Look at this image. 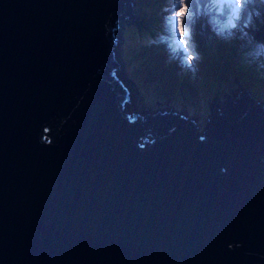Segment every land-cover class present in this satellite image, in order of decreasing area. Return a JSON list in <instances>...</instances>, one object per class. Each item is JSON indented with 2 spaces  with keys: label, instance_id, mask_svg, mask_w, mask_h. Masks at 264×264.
Returning a JSON list of instances; mask_svg holds the SVG:
<instances>
[{
  "label": "water",
  "instance_id": "1",
  "mask_svg": "<svg viewBox=\"0 0 264 264\" xmlns=\"http://www.w3.org/2000/svg\"><path fill=\"white\" fill-rule=\"evenodd\" d=\"M128 0H0V264H264V111H133Z\"/></svg>",
  "mask_w": 264,
  "mask_h": 264
},
{
  "label": "rangeland",
  "instance_id": "2",
  "mask_svg": "<svg viewBox=\"0 0 264 264\" xmlns=\"http://www.w3.org/2000/svg\"><path fill=\"white\" fill-rule=\"evenodd\" d=\"M157 0H136L138 5H142V3L146 4H152L153 2H156ZM208 0H205V3L203 7L207 4ZM136 4V5H137ZM249 3H246V7H244L245 12H248L246 16H243L244 18L249 17V13L251 18H254L253 11L254 8H251ZM181 5H183L181 1ZM145 8V7H144ZM220 11V9H219ZM159 12V10H158ZM209 12V13H207ZM207 17L203 19H193L191 17V14L186 12L185 15L188 18L186 21L187 24H190L192 27L191 29L184 24L182 25V29L185 32L186 39V45L189 54L194 56L191 60H189L187 63L186 57L188 55L185 54V47L184 46H178L177 49L172 48L171 52L176 51V53H172V57H167L163 55V51H157L155 50L151 45H146V56L144 59V64L141 66L140 74L136 72V67L133 64L132 60V54H133V47L131 46L130 42L126 39H129L132 35H129V26L124 25V27L116 32V35L118 36L120 42H119V48L116 46V49L119 55V58L121 59L120 66L123 68L124 76L126 79L133 82L138 89L140 87H145L146 83L152 84V85H160L163 86V77L166 74L167 71H174L179 74V76L186 82V78L189 77L190 72L193 70L194 76L196 78L204 77L205 76V63L206 61H209L206 57V54L203 53L205 51L203 48L200 50V47H202L201 43H204L205 47H212L214 46V41L216 39H219L220 36L225 32V28L223 26V23L218 19V15L220 16L219 12L215 11V7L211 8V11H207ZM171 13H168L170 15ZM203 15V14H202ZM201 15V16H202ZM149 21V20H148ZM159 24L162 26V29H165L166 23L159 19ZM170 27V26H169ZM252 28H254L252 26ZM170 29H172L170 27ZM176 30V27L174 28ZM204 30H207L208 32H205ZM148 32V30H145ZM144 32V30H143ZM142 31H139V39L140 41L146 40V36L143 34ZM260 38H264V27L259 30ZM209 35H208V34ZM125 35V38H124ZM176 35V33H174ZM185 44V43H184ZM258 45L256 44V41L251 40L250 44H248L249 50H255L257 49ZM167 50V49H166ZM168 52V50H167ZM170 52V53H171ZM174 55V56H173ZM254 56L252 59L250 57L245 58L242 60L243 68L253 73V80L254 82H251L252 84H261L260 77H259V71H258V65L260 62V57L258 53H256V50L249 55ZM149 61L153 64V70L148 71V64ZM215 62L219 61V58H216L214 60ZM194 63L197 68L195 69L193 64ZM219 63V62H218ZM188 64H191V67L188 66ZM204 65V68L202 66ZM219 66L215 65L213 67V70H218ZM261 68L264 69L263 66ZM201 74V75H200ZM226 74V73H225ZM227 75V74H226ZM132 76V77H131ZM221 76L224 78L223 83L219 87L217 84V88L220 91L221 96L225 94V90L227 88V81L225 80V76L221 74ZM228 76V75H227ZM243 81V82H242ZM242 81H239L238 85L235 86L234 90L237 91L242 89V86H244L247 90L251 92L253 96H260L262 93V90L260 91V88L257 86H253L249 84L247 79H243ZM246 82H248L246 84ZM194 87V86H193ZM192 86H189V89H186L184 91L185 96H180L177 99L171 98L166 100L169 104H177L181 105L185 108H188L190 110H202L204 109L207 104V99L204 97L203 100L201 98H195L197 102H191V99L194 98V96H190L191 93L194 91V88ZM261 87L264 88V82H262ZM214 88V87H213ZM213 88H210V90H213ZM134 94V102L131 103L129 106L130 108H141L145 107L142 106L143 101L145 98H147L146 94L143 93L140 89V92H133ZM244 94V93H242ZM253 100L258 101L254 97H250ZM133 99V98H132ZM160 103H162L164 100H159ZM164 102V103H165ZM257 104L259 102H256ZM260 103H262L260 101ZM263 104V103H262ZM160 105V104H159ZM158 107L157 105L151 106L149 108Z\"/></svg>",
  "mask_w": 264,
  "mask_h": 264
},
{
  "label": "trees",
  "instance_id": "3",
  "mask_svg": "<svg viewBox=\"0 0 264 264\" xmlns=\"http://www.w3.org/2000/svg\"><path fill=\"white\" fill-rule=\"evenodd\" d=\"M165 1H169V0H157L152 4L142 3V5H138L137 7L138 16L146 20V18L148 17L147 15H149V17L153 20L154 23L156 21L158 10L165 3ZM180 1H182L183 3L182 8L184 9V11L190 13L193 19L196 20L207 17V13L209 12H207L206 8L203 7L205 0H180ZM237 1L240 3V5H243V8L246 5V1H249L248 5L251 8H254V10H252L254 14V18H251L249 13V17L246 18L245 20L241 18L238 20L239 23L238 27L234 28L232 31H228L227 20H225L224 19L225 17H223L224 14L223 15L220 14V16L219 15L217 16L218 19L223 23L225 32L220 36L219 39L213 40L214 46L208 48L205 47L204 43H201L202 47H200V50H202V48L205 50L203 51V53L206 54V57L209 60L206 61L205 63L206 83L209 84L208 85L209 88L214 87L213 94L211 95H215L218 90L216 87L217 84L220 87L224 81V78L221 76V74L225 76L227 85L232 84L235 81V79H238L239 81H242L243 79H247L249 84L259 87L260 91L262 90V93L259 97L264 98V88L261 87L262 83L252 84L251 82H254L252 81L253 73L246 71L242 65V60H244L247 57H250L249 55L255 51V50L250 51L249 48H247L251 40L256 41V44L258 45L257 47L263 50V51L258 50L259 53L261 55H264V38H260V37L253 38L254 30H256L259 24L264 21V0H237ZM223 8L225 11L227 10L226 6H223ZM144 24L149 29L147 23H142L141 25L143 26ZM133 26L135 25H131L130 27ZM252 26L254 27V29L252 28ZM167 29H170V27L168 26ZM204 31L208 32L207 30ZM154 49L157 51H162V49L160 50L158 48H154ZM145 56L146 54L144 53L142 54V52H139L132 56V60L134 62L133 64L135 65L136 72L138 74L141 73L140 70H141V66L144 64ZM253 57L254 56H251L250 58L252 59ZM216 58H219L218 61L219 63L214 61ZM215 65L219 66L218 70H213V67ZM202 68H204V65L202 66ZM169 77L171 78V80L169 79ZM164 78L165 80H163V86L160 85L159 86L163 89H167L170 91H171V87H173L176 90L175 92L179 97L185 95L182 91V88L184 86H192V87L194 86L193 88L194 89L196 88V84L193 83H190L189 85L186 84L182 78L175 77L173 72H171V76H169V74L166 73V76H164ZM193 79L196 81L195 76H193ZM248 82H246V84ZM146 86L149 88L151 84L146 83ZM206 89L208 88L206 87ZM229 93L232 94L231 92Z\"/></svg>",
  "mask_w": 264,
  "mask_h": 264
},
{
  "label": "clouds",
  "instance_id": "4",
  "mask_svg": "<svg viewBox=\"0 0 264 264\" xmlns=\"http://www.w3.org/2000/svg\"><path fill=\"white\" fill-rule=\"evenodd\" d=\"M208 4H209V0H208L207 4L204 7V8H206V11H209L212 8ZM137 7H138V4L136 5V9L132 12L133 13V18L131 19V22L129 23L130 24L129 27L131 25H135L133 27H130L129 31H128L129 35H132V36L129 39H126L125 35H124V38L126 40H128L130 42L131 46L133 47L132 56L134 54L139 53V52H142V54L143 53L146 54V45H151L153 48H158L159 50L162 49L164 56L172 57V52L170 53V51L168 49V47H169V43H168L169 37L166 36V33L164 32V29L162 30V26L159 24V19L161 17L157 14L156 21L153 23V20L149 17V15H147L148 17L146 18V21H145L144 18H140L138 16V8ZM178 9H180V11H181L182 25L184 24L185 26H187V27H189L191 29L192 27L190 26V24H187L186 21H185V20L188 19L186 17V15H185L186 12L182 11L181 8H178ZM243 13H244V16H246L247 13L245 12L243 6H241L240 10H239V8H234L231 13H228L229 20L226 19L227 20V29H228V31H232L234 28L238 27V25H239L238 20L240 18L245 20V18L243 16ZM142 23H147L148 26H149V29L145 26V24L142 26L141 25ZM136 25H139V26H136ZM262 27H264V21L259 24V26L256 28V30H254L253 38L259 37V34H260L259 30H261ZM143 30H144V32H143ZM145 30H148V32H146ZM139 31L143 32V34L147 38L146 40L140 41V39H139ZM118 42H120L119 38H118V40L116 41L115 44H117ZM166 49L168 50V52H167ZM255 50H256V53H258V55L260 57V62H259V65H258V71H259L260 82L262 83V82H264V69L261 68V66L264 67V55H261L259 53L258 50H262L259 47L257 49H255ZM117 52H119V51H117V49H116V53ZM118 62H119V64H121V59L120 58L118 59ZM192 64H193L194 68L196 69L197 66L194 63H192ZM148 70L149 71L153 70V64L150 61H149V64H148ZM205 71H206V69H205ZM171 72L174 73L175 77L181 78L179 76V74L174 72V71H167L166 73H168L169 76H171ZM164 76H166V74ZM193 76H194V72L192 70L190 72V74H189V77L186 78V82L185 83L188 84V85L190 83L196 84V88L194 89V91H195L194 98H201L203 100V98L205 97L207 99V104H208V102H210L211 100L221 96L219 90H217L215 95H211V94H213V90H210V88L208 87L209 84L206 83V72H205V76L204 77L201 76L199 78H196V81L193 79ZM124 79H125L126 86L130 87L131 89H138L133 82H131L130 80L126 79L125 77H124ZM163 79L165 80L164 77H163ZM238 83H239V80L235 79V81L232 84L227 85V88H226L225 92H227V93H228V91L229 92H233L235 86L238 85ZM205 86L208 89H206ZM140 89L147 96V98L142 100L143 101L142 106H145V107L130 108L133 111L149 108L150 105L151 106L157 105L158 107L159 106H165V105H172V104H169L168 101L167 102H165V101L168 100V99H171V98H178V95L175 92L176 90L173 87H171V91H170V90L161 88L159 85H152L151 84V86L149 88L145 85V87H140ZM242 89L250 92L244 86H242ZM138 92H140V90ZM191 94H193V92ZM249 97H254L255 99L264 100V98H260L258 96L255 97L253 95H250ZM162 99L164 101L162 103H160L159 100H162ZM133 102H134V94L132 92L130 97L128 98L129 106ZM194 102H197V101L194 100Z\"/></svg>",
  "mask_w": 264,
  "mask_h": 264
},
{
  "label": "bare ground",
  "instance_id": "5",
  "mask_svg": "<svg viewBox=\"0 0 264 264\" xmlns=\"http://www.w3.org/2000/svg\"><path fill=\"white\" fill-rule=\"evenodd\" d=\"M137 3V2H136ZM130 8H131V10H133L134 11V8L132 7V6H130ZM116 46H118V48H119V42L116 44ZM117 57H118V59H119V55H118V52H117ZM122 71H123V68H122ZM123 75H124V72H123ZM125 77V76H124ZM247 93H248V95H252L250 92H248L247 91Z\"/></svg>",
  "mask_w": 264,
  "mask_h": 264
},
{
  "label": "snow or ice",
  "instance_id": "6",
  "mask_svg": "<svg viewBox=\"0 0 264 264\" xmlns=\"http://www.w3.org/2000/svg\"><path fill=\"white\" fill-rule=\"evenodd\" d=\"M185 45H186V42H185ZM185 51H187V47H185ZM192 59V57H191V55H188L187 57H186V63L189 61V60H191ZM188 66L189 67H191V64H188Z\"/></svg>",
  "mask_w": 264,
  "mask_h": 264
}]
</instances>
